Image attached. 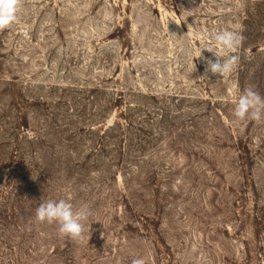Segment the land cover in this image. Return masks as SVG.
Wrapping results in <instances>:
<instances>
[{
  "label": "rangeland",
  "instance_id": "rangeland-1",
  "mask_svg": "<svg viewBox=\"0 0 264 264\" xmlns=\"http://www.w3.org/2000/svg\"><path fill=\"white\" fill-rule=\"evenodd\" d=\"M16 15L0 30V264H264V118L233 115L246 87L264 97V0ZM224 29L245 40L219 77L195 57ZM59 199L90 207L82 240L36 221Z\"/></svg>",
  "mask_w": 264,
  "mask_h": 264
},
{
  "label": "clouds",
  "instance_id": "clouds-1",
  "mask_svg": "<svg viewBox=\"0 0 264 264\" xmlns=\"http://www.w3.org/2000/svg\"><path fill=\"white\" fill-rule=\"evenodd\" d=\"M195 3V0H191ZM19 0H0V30L12 25L17 19ZM179 24L178 22H176ZM245 40L242 32L224 29L213 35V45L202 50L212 53V57L200 55L195 58H201L205 65V73L218 75L219 77L230 74L238 63L239 57L231 55L239 49ZM225 50L224 58L216 49ZM214 57V58H213ZM193 71L195 64L193 62ZM234 117L238 121H254L259 123L264 118V97L257 92L253 86H248L243 90L235 103ZM92 211L87 204H83L78 210H73V205L65 199L47 200L39 203L35 211V219L40 223L57 225V231L61 238L68 237L73 241L83 239V233L86 230V223ZM131 264H145L142 258L133 259Z\"/></svg>",
  "mask_w": 264,
  "mask_h": 264
},
{
  "label": "trees",
  "instance_id": "trees-1",
  "mask_svg": "<svg viewBox=\"0 0 264 264\" xmlns=\"http://www.w3.org/2000/svg\"><path fill=\"white\" fill-rule=\"evenodd\" d=\"M108 131H106V133H107Z\"/></svg>",
  "mask_w": 264,
  "mask_h": 264
}]
</instances>
